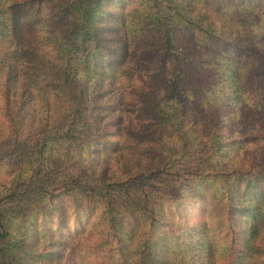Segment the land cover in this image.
Instances as JSON below:
<instances>
[{
	"label": "trees",
	"instance_id": "1",
	"mask_svg": "<svg viewBox=\"0 0 264 264\" xmlns=\"http://www.w3.org/2000/svg\"><path fill=\"white\" fill-rule=\"evenodd\" d=\"M0 173V264H264V0H0Z\"/></svg>",
	"mask_w": 264,
	"mask_h": 264
},
{
	"label": "rangeland",
	"instance_id": "2",
	"mask_svg": "<svg viewBox=\"0 0 264 264\" xmlns=\"http://www.w3.org/2000/svg\"><path fill=\"white\" fill-rule=\"evenodd\" d=\"M7 162L4 164V166H3V168L5 169V171H7V170H9V169H11L12 167H13V164H12V162L10 161V160H6ZM1 174V173H0ZM2 180L0 179V182H1ZM207 193H208V190H207ZM188 212L190 213V215H188V221H189V223H191V222H193V220H195V219H197L198 218V215L196 214V211L194 210V209H189L188 210ZM184 216H186L187 217V215L186 214H184ZM193 216H195L194 218H193ZM36 252H37V249H36ZM37 253H40V251L39 252H37ZM29 262V261H28Z\"/></svg>",
	"mask_w": 264,
	"mask_h": 264
}]
</instances>
